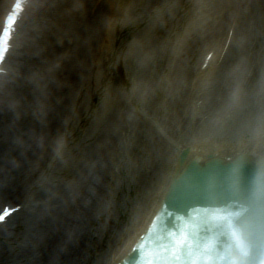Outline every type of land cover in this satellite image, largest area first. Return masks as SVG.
Returning <instances> with one entry per match:
<instances>
[{
  "label": "bare ground",
  "instance_id": "1",
  "mask_svg": "<svg viewBox=\"0 0 264 264\" xmlns=\"http://www.w3.org/2000/svg\"><path fill=\"white\" fill-rule=\"evenodd\" d=\"M4 1L0 23L12 2ZM189 1L192 12L175 22ZM39 2L10 80L0 90V210L14 200L21 204L12 208L22 207L0 231V264H117L147 229L183 149L194 148L204 158L251 150L264 156V0H179L173 9L165 0ZM144 24L129 40L128 28ZM119 37L128 43L119 59L127 63L131 83L121 102L113 86L93 84L96 57L101 65L108 60ZM165 39L169 54L162 51ZM206 51L205 60L210 53L213 57L204 71L200 54ZM166 62L173 70L169 74ZM196 66L189 123L176 132L174 121L186 109ZM101 88L107 98L100 112L107 102L113 112L99 126L90 103ZM160 97L167 102L163 108ZM128 107L131 116H125ZM152 117L171 136L169 143L155 134ZM83 123H89L84 134L79 132ZM200 126L206 128L201 135ZM170 146L178 153L159 168L155 156L169 155ZM114 148L131 149L138 158L130 169L132 180L119 170L128 197L136 180L145 184L151 177L147 168L165 169V175L144 193V208L132 207L133 226L121 246L93 259L106 224L115 222L105 191L107 175L116 170ZM123 166L128 168L126 160ZM116 196L112 192L111 200Z\"/></svg>",
  "mask_w": 264,
  "mask_h": 264
},
{
  "label": "water",
  "instance_id": "2",
  "mask_svg": "<svg viewBox=\"0 0 264 264\" xmlns=\"http://www.w3.org/2000/svg\"><path fill=\"white\" fill-rule=\"evenodd\" d=\"M186 156L187 153L182 155L181 166L186 162ZM253 168L255 169L251 171ZM258 172L264 173V161L254 164L249 159L240 158L227 164L223 160H212L201 165L199 159L193 160L185 167L178 179L174 180L171 186L172 189L165 200L166 205L173 193L176 192L173 206L171 207V214L176 218V215L186 217L190 211H194L196 208L205 209L207 207L214 208V206H228L229 203L235 202H250L255 197L252 187L260 189L263 186L258 181L257 186L255 184L254 177L257 178V176L253 174H259ZM242 175H250L248 180L251 184L246 182L247 179L236 177ZM242 183L251 187H246L245 185L242 188L244 185ZM236 189H241L242 191ZM261 192L264 193V189ZM250 212H254V210L251 209ZM257 214H260L261 217L259 221L263 220V211ZM171 227H173V223Z\"/></svg>",
  "mask_w": 264,
  "mask_h": 264
},
{
  "label": "rangeland",
  "instance_id": "3",
  "mask_svg": "<svg viewBox=\"0 0 264 264\" xmlns=\"http://www.w3.org/2000/svg\"><path fill=\"white\" fill-rule=\"evenodd\" d=\"M31 15H33V12L31 13ZM120 30V29H119ZM117 61H118V57L117 56H114L111 58V60L107 63L108 65L106 66V69H105V74L107 75L106 77V80L107 81H110V77H114V73L116 71V66H117ZM113 62V63H112ZM111 63L113 65H111ZM13 64V63H12ZM11 64V65H12ZM12 67V66H11ZM125 68H126V65L123 64V68H120V71L119 73H122L123 74V77H121L120 79L118 78L119 82L120 83H123V84H128L127 83V76L125 75ZM96 70L97 72H99V67L97 65L96 67ZM117 78V77H116ZM122 85V84H121ZM115 184H117V182H115ZM120 185V184H119ZM114 218L115 220H117L116 216L114 215ZM129 216H126V217H122V219L117 221L120 223V226L123 225V222H125L126 224L129 222ZM110 228V227H109ZM111 230H113L114 232H118L119 230L117 229H114V228H110ZM102 250V249H101Z\"/></svg>",
  "mask_w": 264,
  "mask_h": 264
},
{
  "label": "snow or ice",
  "instance_id": "4",
  "mask_svg": "<svg viewBox=\"0 0 264 264\" xmlns=\"http://www.w3.org/2000/svg\"><path fill=\"white\" fill-rule=\"evenodd\" d=\"M5 218V216H0V222H2Z\"/></svg>",
  "mask_w": 264,
  "mask_h": 264
}]
</instances>
